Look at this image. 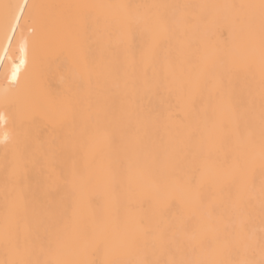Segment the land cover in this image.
<instances>
[{
	"label": "bare ground",
	"instance_id": "bare-ground-1",
	"mask_svg": "<svg viewBox=\"0 0 264 264\" xmlns=\"http://www.w3.org/2000/svg\"><path fill=\"white\" fill-rule=\"evenodd\" d=\"M27 2L0 264H264V0Z\"/></svg>",
	"mask_w": 264,
	"mask_h": 264
},
{
	"label": "snow or ice",
	"instance_id": "snow-or-ice-1",
	"mask_svg": "<svg viewBox=\"0 0 264 264\" xmlns=\"http://www.w3.org/2000/svg\"><path fill=\"white\" fill-rule=\"evenodd\" d=\"M0 7H2L3 9V15H4V19L6 22L8 21H18L20 18V15L22 13H24L26 10L28 9H36L40 6L38 5H28L27 0H24V2L21 3H15V4H11V3H5L3 5H0ZM22 43H21V52L23 53L25 51V47L27 44V38L26 37H22ZM24 60L22 59L20 61V64L23 65ZM19 72V66H15L14 70L12 72L11 77L9 78V82L5 83L2 86V90L7 93L9 90H11L12 88L15 87V82L17 80V74ZM8 116H6L3 112H0V127H7L8 125ZM9 139V133L5 132L4 135L2 137H0V143H3L5 141H7ZM262 223H264V220H262ZM260 241H261V249L262 252H264V233H262L261 237H260ZM154 264H182V262L179 261H175V260H167V261H156L154 262Z\"/></svg>",
	"mask_w": 264,
	"mask_h": 264
}]
</instances>
